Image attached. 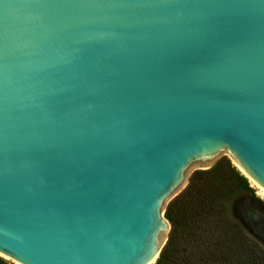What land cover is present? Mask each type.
I'll use <instances>...</instances> for the list:
<instances>
[{"label":"water","instance_id":"water-1","mask_svg":"<svg viewBox=\"0 0 264 264\" xmlns=\"http://www.w3.org/2000/svg\"><path fill=\"white\" fill-rule=\"evenodd\" d=\"M229 159L264 192V0H0V256L154 264Z\"/></svg>","mask_w":264,"mask_h":264},{"label":"trees","instance_id":"trees-1","mask_svg":"<svg viewBox=\"0 0 264 264\" xmlns=\"http://www.w3.org/2000/svg\"><path fill=\"white\" fill-rule=\"evenodd\" d=\"M164 217L170 230L154 264H264V199L230 161L194 172Z\"/></svg>","mask_w":264,"mask_h":264},{"label":"rangeland","instance_id":"rangeland-1","mask_svg":"<svg viewBox=\"0 0 264 264\" xmlns=\"http://www.w3.org/2000/svg\"><path fill=\"white\" fill-rule=\"evenodd\" d=\"M227 161H230V163L233 165V166H235L236 168H237V166L234 164V162L231 160V159H229V160H227ZM238 169V168H237ZM239 170V169H238ZM240 171V170H239ZM241 172V171H240ZM242 173V172H241ZM243 174V173H242ZM244 175V174H243ZM248 179V178H247ZM248 181L250 182V185L255 189V192H256V194L258 195V196H260L261 197V195H260V192H259V187L252 181V180H250V179H248ZM235 206H236V210L238 211V207H240L241 209H239V210H242V209H244L245 207H244V204H243V201L242 200H240V202H238V200L236 201V203H235ZM243 207V208H242ZM247 207V206H246ZM170 224V223H169ZM1 257H3L4 259H6V260H8V261H10L9 259H7L6 257H4V256H1ZM12 262V261H11Z\"/></svg>","mask_w":264,"mask_h":264},{"label":"bare ground","instance_id":"bare-ground-1","mask_svg":"<svg viewBox=\"0 0 264 264\" xmlns=\"http://www.w3.org/2000/svg\"><path fill=\"white\" fill-rule=\"evenodd\" d=\"M258 186V185H257ZM259 187V186H258ZM259 192H260V195L261 197L264 199V192L259 188Z\"/></svg>","mask_w":264,"mask_h":264}]
</instances>
